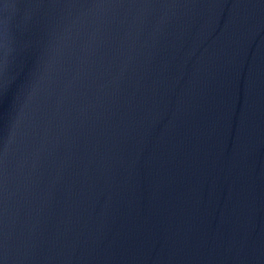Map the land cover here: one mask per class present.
Segmentation results:
<instances>
[{"label":"water","instance_id":"1","mask_svg":"<svg viewBox=\"0 0 264 264\" xmlns=\"http://www.w3.org/2000/svg\"><path fill=\"white\" fill-rule=\"evenodd\" d=\"M0 264H264V0H0Z\"/></svg>","mask_w":264,"mask_h":264}]
</instances>
